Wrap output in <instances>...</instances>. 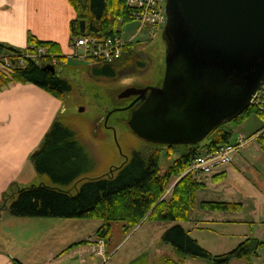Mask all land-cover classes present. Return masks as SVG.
<instances>
[{
    "label": "trees",
    "instance_id": "obj_1",
    "mask_svg": "<svg viewBox=\"0 0 264 264\" xmlns=\"http://www.w3.org/2000/svg\"><path fill=\"white\" fill-rule=\"evenodd\" d=\"M67 1L77 14L70 25L71 43L80 36L105 38L116 35L118 22L123 25L134 21L126 0ZM81 20L85 22L83 34L79 33ZM39 48L44 50L43 55L36 58L25 57V54L36 53ZM0 55L8 57L10 62L9 67L0 65V88L12 83L32 84L60 101L71 92V83L59 75L55 66L49 65L50 57L59 61L66 59L58 44L40 41L28 35L24 50L0 44ZM91 63L90 73L93 77L113 79L124 69L137 68L142 60L139 61L134 56V45L130 41L123 48L120 58L111 62ZM45 65L51 66L53 70L44 69ZM253 113L264 119L263 114L248 107L231 121L215 127L202 140L175 144L153 142L165 147L163 155L166 157L171 158L173 153L177 155L164 171L159 166L161 151L156 148L147 153L135 152L120 166L90 179L81 177L89 169L90 161L76 141L74 133L58 115L38 148L28 156L36 173L47 176L53 185L40 183L18 187L13 183L2 194L3 206L0 205V211L7 208L9 215L18 218L99 219L102 220V225L96 230L95 238L103 241L112 223H121L123 231L127 233L144 219L159 223L174 222L176 224L168 228L161 239L173 248L177 260L163 258L159 264H184L185 258L204 259L211 264H230L232 260H243L244 264H251L252 257L257 255L263 245L258 239L247 237L231 251L212 255L178 223L188 222L190 213L195 208L210 212L235 211L240 208L238 203L197 201L196 194L204 183L199 180V176L185 173V170L193 158L212 153L224 144H234L231 142L232 127L240 126ZM257 133L255 139L264 153V129L261 128ZM224 177L222 171L213 174L210 179L215 183ZM76 180L83 181L74 192L58 187H67ZM174 181L169 193L165 195ZM86 242L72 244L60 254ZM145 259L146 256L141 255L130 264H145ZM13 264L22 263L13 260Z\"/></svg>",
    "mask_w": 264,
    "mask_h": 264
},
{
    "label": "rangeland",
    "instance_id": "obj_2",
    "mask_svg": "<svg viewBox=\"0 0 264 264\" xmlns=\"http://www.w3.org/2000/svg\"><path fill=\"white\" fill-rule=\"evenodd\" d=\"M121 24V22L117 24V35L124 41H132L134 56L139 61L142 60V64L137 68L124 69L113 79L93 77L90 73L92 63L89 59L81 57V49H76V53L73 52L74 55L76 54L75 57L71 54L70 58L60 60L56 66L59 75L72 85L71 92L64 95L61 101L59 100L61 102L59 116L74 133L76 141L90 161L89 169L81 175L84 179L107 173L120 166L135 152L147 153L159 149L161 151L159 166L162 171L177 157L174 153L171 158L166 157L163 155L165 147L155 145L135 134L128 122L130 110L134 106L128 109L130 99L118 98V95L130 86L160 87L162 85L167 52V42L163 35L165 25L154 28L150 34L148 30L137 33L138 23L135 21ZM80 107L83 108L82 112H78ZM229 126L232 127L230 124ZM261 128L264 129V119L254 113L240 126L232 127L231 142L237 143L242 140L246 142L245 145L232 155L230 163L219 166L209 175L198 177L199 180L206 179L207 188L197 192V201L238 203L240 208L227 212H210L195 208L191 211L188 222L178 223L189 231L191 238L212 255L231 251L247 237L258 239L263 245L257 251L258 255L252 257L251 264H264V153L255 139ZM218 171H226L225 178L219 183H213L210 178ZM76 181L67 187L61 185L58 187L74 192L83 180ZM175 181L171 182L168 189H171ZM13 183L18 187L40 183L53 185L47 176L38 175L33 167L24 169L17 183L11 182L8 187ZM7 204L9 205V202ZM0 205L3 206L1 198ZM7 216H9L8 212L0 221V255H7L8 258L11 256L20 259L19 261L23 259L27 263H32L28 258L33 257L38 259L43 257L42 262L47 263L48 257L45 252L58 248L59 238L64 237L65 242L74 241L79 237L80 239L95 238L96 230L102 225V220L99 219L31 217L34 219L24 221ZM175 224L147 221L138 230L133 231L134 228L125 233L121 223H112L105 239L108 245L107 254L104 252L103 256H100L88 252L89 248L100 240L99 238H95L93 243L90 239L82 240L87 242L76 246V248L81 247L80 264L85 262V256L82 257L85 253L92 255L89 261L92 260L94 264L101 262L128 264L145 253V251L140 252L139 249L145 248L148 241L152 242L149 246L156 248L151 250L153 256H149L148 264H158L161 256L176 259L172 247L163 243L161 239L163 233ZM116 245V249L112 251ZM157 250L163 252L160 251L158 255ZM63 264L77 263L66 260ZM184 264L211 263L204 259L185 258ZM230 264H244V261L232 260Z\"/></svg>",
    "mask_w": 264,
    "mask_h": 264
},
{
    "label": "water",
    "instance_id": "obj_3",
    "mask_svg": "<svg viewBox=\"0 0 264 264\" xmlns=\"http://www.w3.org/2000/svg\"><path fill=\"white\" fill-rule=\"evenodd\" d=\"M165 1L162 85L126 88L118 98L144 101L129 121L139 137L192 143L246 110L264 80V0Z\"/></svg>",
    "mask_w": 264,
    "mask_h": 264
},
{
    "label": "crops",
    "instance_id": "obj_4",
    "mask_svg": "<svg viewBox=\"0 0 264 264\" xmlns=\"http://www.w3.org/2000/svg\"><path fill=\"white\" fill-rule=\"evenodd\" d=\"M76 17L75 9L67 0H3V2H0V44L24 50L27 45V36L32 35L37 40L51 41L58 44L62 54L68 56L73 51L70 25ZM60 112L61 102L32 84L12 83L0 88V198L11 182L17 183L19 175L24 169H27V167L32 169L33 166L29 162L28 156L40 145L52 121L60 115ZM219 172L222 171L216 173ZM224 174L226 175V171H224ZM202 181L204 183L202 189L207 188L206 179L204 178ZM6 211L8 212L7 208L0 211V221L3 217H6ZM7 217L24 219V221L34 219L28 217L18 218L11 215ZM147 221L150 220L144 219L133 231L143 227ZM184 229L188 231L186 228ZM63 238L58 239V248L55 247V249L45 252L48 257L45 264H63L66 260L80 264L79 252L81 247H75L76 249L73 248L62 254L60 252L82 240L90 239L91 243L95 242L94 237L83 239L79 237L74 241L68 240L66 242L63 241ZM104 243V252L107 254V240ZM147 243L148 246L139 249L140 252L145 251V253L139 255L146 256L145 264L149 263V256H153L151 250H156L155 247L149 246L152 242L148 241ZM116 247L117 245L112 251ZM156 252L159 255L163 251L157 250ZM84 256L85 262L82 264H94L92 260L89 261V257L92 255L85 253L82 257ZM42 258H28L29 262L32 263H27L23 259L19 261L20 259L17 260L11 256L8 258L7 255L1 254L0 264H13V260H17L22 264H44ZM101 258L104 260L103 257ZM161 258L163 257L161 256L158 259V264ZM172 260H177V254L176 259ZM100 264L105 263L101 262Z\"/></svg>",
    "mask_w": 264,
    "mask_h": 264
},
{
    "label": "built area",
    "instance_id": "obj_5",
    "mask_svg": "<svg viewBox=\"0 0 264 264\" xmlns=\"http://www.w3.org/2000/svg\"><path fill=\"white\" fill-rule=\"evenodd\" d=\"M127 6L131 9V16L138 23L137 33L148 30L152 34L154 28H159L166 23L165 15V0H126ZM130 40L124 41L119 35L108 36L105 38H97L94 36H80L72 41L73 52L76 49L82 50L81 57L90 61H105L111 62L122 56L123 48ZM44 54L42 49H38L34 54H25L27 58H36ZM70 54V55H71ZM76 54L74 55V57ZM66 57H69L66 56ZM9 58L0 55V65L9 67ZM59 60L55 57H50L49 65L57 66ZM264 115V80L254 93L250 100V106ZM245 141L240 140L234 144H224L219 146L212 153L205 154L193 158L185 170V173H192L195 176L209 175L221 165L228 164L232 160V155L245 145ZM170 189L166 191L168 194ZM104 241L98 240L92 245L88 252L103 256ZM96 247V249L94 248Z\"/></svg>",
    "mask_w": 264,
    "mask_h": 264
},
{
    "label": "flooded vegetation",
    "instance_id": "obj_6",
    "mask_svg": "<svg viewBox=\"0 0 264 264\" xmlns=\"http://www.w3.org/2000/svg\"><path fill=\"white\" fill-rule=\"evenodd\" d=\"M131 87H134V86H130V87H127V88H131ZM147 87H150V86H145V87H134V88H136V89H143V88H147ZM139 96L138 95H133V96H129V97H127L128 99H130V104H129V107H128V109L130 108V107H132V106H134L131 110H130V117H129V120H128V122L132 119V113H134L135 111H137L139 108H140V106L143 104V100L141 99V98H138ZM126 98V99H127ZM135 121V120H134ZM138 121V120H137Z\"/></svg>",
    "mask_w": 264,
    "mask_h": 264
},
{
    "label": "clouds",
    "instance_id": "obj_7",
    "mask_svg": "<svg viewBox=\"0 0 264 264\" xmlns=\"http://www.w3.org/2000/svg\"><path fill=\"white\" fill-rule=\"evenodd\" d=\"M0 2H3V0H0Z\"/></svg>",
    "mask_w": 264,
    "mask_h": 264
}]
</instances>
